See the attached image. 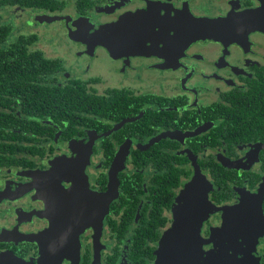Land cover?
<instances>
[{
	"label": "flooded vegetation",
	"instance_id": "flooded-vegetation-1",
	"mask_svg": "<svg viewBox=\"0 0 264 264\" xmlns=\"http://www.w3.org/2000/svg\"><path fill=\"white\" fill-rule=\"evenodd\" d=\"M0 36L18 67L0 70V264L244 251L229 219L244 196L264 213V0H0Z\"/></svg>",
	"mask_w": 264,
	"mask_h": 264
},
{
	"label": "water",
	"instance_id": "water-1",
	"mask_svg": "<svg viewBox=\"0 0 264 264\" xmlns=\"http://www.w3.org/2000/svg\"><path fill=\"white\" fill-rule=\"evenodd\" d=\"M113 174L111 177V181ZM231 219H229L232 224L233 231L237 232L234 237L242 238L249 242L242 252L233 253L229 251H224L221 247L217 254H212L210 264H237L243 263L249 264L250 260L255 258L256 252V242H259V238L264 236V213L262 209V198L257 199L255 197L244 196L238 205L231 208ZM230 216V215H229ZM225 231L224 228L221 229ZM165 254L158 253V261L156 264H166L164 260ZM242 258V260H240ZM194 264H197L198 255L195 256ZM237 259L239 262H236ZM232 262V263H230Z\"/></svg>",
	"mask_w": 264,
	"mask_h": 264
},
{
	"label": "trees",
	"instance_id": "trees-1",
	"mask_svg": "<svg viewBox=\"0 0 264 264\" xmlns=\"http://www.w3.org/2000/svg\"><path fill=\"white\" fill-rule=\"evenodd\" d=\"M5 39L6 36H4L3 38L0 36V70H17L18 67L16 65L17 62V58L15 59H8V66L5 65V63L1 60L2 55L5 54V48L6 45L5 44ZM3 79V76L0 75V80ZM2 85V83L0 82V86ZM3 111L0 109V117H2Z\"/></svg>",
	"mask_w": 264,
	"mask_h": 264
}]
</instances>
